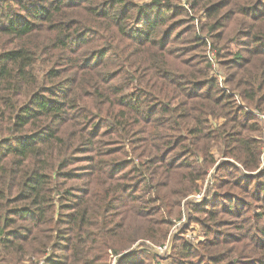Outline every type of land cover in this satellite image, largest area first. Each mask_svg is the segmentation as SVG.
<instances>
[{
    "label": "trees",
    "instance_id": "obj_1",
    "mask_svg": "<svg viewBox=\"0 0 264 264\" xmlns=\"http://www.w3.org/2000/svg\"><path fill=\"white\" fill-rule=\"evenodd\" d=\"M263 151L264 0H0V264H264Z\"/></svg>",
    "mask_w": 264,
    "mask_h": 264
},
{
    "label": "rangeland",
    "instance_id": "obj_2",
    "mask_svg": "<svg viewBox=\"0 0 264 264\" xmlns=\"http://www.w3.org/2000/svg\"><path fill=\"white\" fill-rule=\"evenodd\" d=\"M136 1L139 2V3H142V2H146L147 0H136ZM206 56H207V59H208L209 63H211V70H212L211 74H212V76H215L217 78V80L219 81V83H220L219 87L222 88L224 91L228 92L227 88L223 84V82H224L223 81L224 73L222 72L221 68L219 67V65L217 63L216 53L212 50L210 42H207ZM233 96L236 98L238 104L242 105V103L240 102L239 98L236 97L235 95H233ZM220 123H221V121H213V122H211V126L213 128H215ZM214 153H215L216 159L218 161H221L222 159H219L217 148L214 149ZM263 167H264V151H263L262 155L260 156V169H262ZM209 173L210 174L208 175L207 179L205 180L206 184H205V188L203 190V193H201L202 194L201 197L199 199H195L194 198V200L200 201L203 198V196L205 197V199L210 197L209 195L206 196V193L209 191V187L211 185L212 175L214 173V170H212ZM241 178H243V176H241ZM185 220L187 222V218L184 215L179 222H174V225L172 226V228L170 230L168 241L164 245V246H166L165 250L157 251V248H162L163 246L162 247H157L154 244L151 245L148 242H146V244H147L146 246L149 249H151L152 251L154 250L157 254H160L161 256L167 255L169 253L170 245L172 244L171 242H172L173 236H176L178 233H180L181 232V228H183L185 225H187V224H184ZM183 236H184V238L189 239V241L191 243H194V244L201 243V242L204 241V234L202 233L200 227L198 225H195L194 223L190 224L187 227V229L185 231H183ZM135 247H138V244H136L133 247V249H135ZM25 264H31V263H25ZM111 264H115V260H113L111 262Z\"/></svg>",
    "mask_w": 264,
    "mask_h": 264
},
{
    "label": "built area",
    "instance_id": "obj_3",
    "mask_svg": "<svg viewBox=\"0 0 264 264\" xmlns=\"http://www.w3.org/2000/svg\"><path fill=\"white\" fill-rule=\"evenodd\" d=\"M202 194L196 195L194 196L195 199H199L201 197ZM166 246L163 245L162 248H157V251H161V250H165Z\"/></svg>",
    "mask_w": 264,
    "mask_h": 264
}]
</instances>
